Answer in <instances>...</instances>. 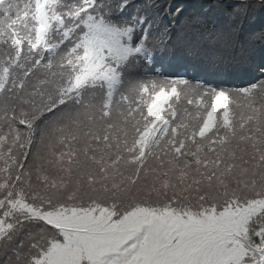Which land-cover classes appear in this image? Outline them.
<instances>
[{"label":"snow or ice","instance_id":"1","mask_svg":"<svg viewBox=\"0 0 264 264\" xmlns=\"http://www.w3.org/2000/svg\"><path fill=\"white\" fill-rule=\"evenodd\" d=\"M257 8L0 0V264H264Z\"/></svg>","mask_w":264,"mask_h":264},{"label":"trees","instance_id":"2","mask_svg":"<svg viewBox=\"0 0 264 264\" xmlns=\"http://www.w3.org/2000/svg\"><path fill=\"white\" fill-rule=\"evenodd\" d=\"M160 2L165 4L167 7L176 5L180 7L181 9H186L189 13H191V12H195L200 5H208L210 3H214V0H160ZM261 14H264V13H261L258 8L251 11L248 14V16L243 20V22L245 21L244 25L248 21H252L255 18V15H261ZM261 26L264 27V24H262ZM255 33L257 34V32ZM173 64H178V63H173ZM157 67H159V65ZM246 67L250 70L251 65H247ZM179 72H184V70L181 69ZM179 72H176V73H179ZM247 76L248 75H245L243 70L240 69V70H236V72L229 77H231L232 81L236 83L237 81H242L244 78H246L243 82L239 83V84H244L246 80L248 79ZM200 78L206 79L204 76H201Z\"/></svg>","mask_w":264,"mask_h":264}]
</instances>
